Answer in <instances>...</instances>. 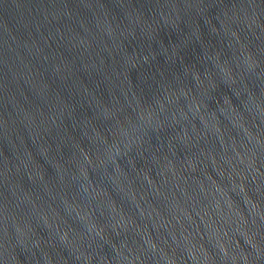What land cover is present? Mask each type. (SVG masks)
<instances>
[{"label": "water", "instance_id": "water-1", "mask_svg": "<svg viewBox=\"0 0 264 264\" xmlns=\"http://www.w3.org/2000/svg\"><path fill=\"white\" fill-rule=\"evenodd\" d=\"M0 264H264V0H0Z\"/></svg>", "mask_w": 264, "mask_h": 264}]
</instances>
